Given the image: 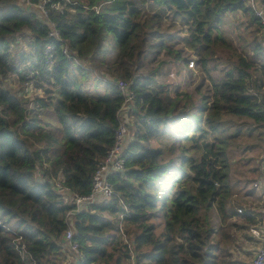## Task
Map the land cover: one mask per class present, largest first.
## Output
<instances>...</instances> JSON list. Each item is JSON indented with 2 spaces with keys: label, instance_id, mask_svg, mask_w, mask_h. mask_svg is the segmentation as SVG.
Here are the masks:
<instances>
[{
  "label": "trees",
  "instance_id": "obj_1",
  "mask_svg": "<svg viewBox=\"0 0 264 264\" xmlns=\"http://www.w3.org/2000/svg\"><path fill=\"white\" fill-rule=\"evenodd\" d=\"M72 1L78 4L51 15L61 41L37 13L16 0H0V264L66 260L62 239L72 206L56 181L73 193H91L115 141L123 101L112 81L105 93L83 88L80 80L91 70L81 61L90 57L115 80L131 83L137 112L126 170L111 178L115 195L73 217L79 264H228L224 252L217 253V224L253 218L233 205L251 187L234 175L245 168L241 139L257 133L264 141L260 21L241 0ZM237 13L255 25L248 32L253 55L238 54L229 67L212 65L215 49L228 46L220 29ZM165 29L173 31L166 38ZM19 40L29 48L22 55L14 51ZM64 42L79 66L66 58ZM106 44L116 52L112 63L97 60ZM48 45H54L52 62ZM185 47L199 57L195 64L203 73L193 92L171 94L154 84L156 70L141 73L150 56L165 50L176 65L194 61L183 55ZM11 76H20L21 85L33 77L44 96L22 98L7 86ZM262 154L256 168L247 169L254 178ZM22 245L27 256L18 249Z\"/></svg>",
  "mask_w": 264,
  "mask_h": 264
},
{
  "label": "rangeland",
  "instance_id": "obj_2",
  "mask_svg": "<svg viewBox=\"0 0 264 264\" xmlns=\"http://www.w3.org/2000/svg\"><path fill=\"white\" fill-rule=\"evenodd\" d=\"M170 22V18H167L165 23ZM166 28V27H165ZM255 25H251L250 18H246L240 13H237V15H230L226 19V23L223 25V27L220 29V33L224 36V39L226 40V45L228 46H219L215 49V61L212 63H217L219 66H225L229 67V65L237 59L238 54H242L243 56L250 59V57L253 55L254 46H253V36H250L248 34L249 31L254 30ZM165 31H168V33H165ZM168 29L164 30L165 38L167 37V34H169ZM215 34H218L216 32ZM17 48L15 47L14 51L15 54L21 55L25 52L29 51L27 41L19 40ZM259 45L264 48V46L261 45V32L259 34L258 38ZM107 51L98 56V61H104L106 63H112L115 60L116 52L112 51V47L110 44H106L104 47ZM166 52V50H165ZM165 52L161 53L157 57L150 56L148 63L146 64L145 69L141 71V73L146 76L148 74L149 70H156V74L154 75V84L157 86V88L166 87L168 91L171 94H174L176 91L185 92V91H191L193 92L194 89H196L202 82L203 73H201L198 69V65L195 64L194 68H189L188 64L190 62H197L199 59L196 54H194L193 51H191L188 48H184L183 55L190 56L194 61H190L188 63H180L176 65L174 63V58L171 55H167ZM91 58V57H90ZM89 59L82 60V64L86 66V68L90 71L89 74L85 77H80L81 84L84 89H87L91 93L100 92L105 93L107 90V84L111 82V80H115L111 76V74L106 73L103 69H99L97 66V63L90 62ZM89 64H93V66H90ZM160 68V69H159ZM159 69V70H158ZM32 78V80H31ZM30 80L25 83L22 82V85L20 84V76H11L7 80V86L11 88L14 92H16L19 96L20 93L22 94V98L27 96L30 98V100H33L34 98L38 96H44V91L42 89L36 88L34 78L31 77ZM111 79V80H110ZM210 84L208 81L204 83V87H208ZM31 95H30V94ZM28 100V99H26ZM29 101V100H28ZM135 108V113H136ZM134 113V114H135ZM134 117L132 119V123H134ZM132 133L134 135V130L132 127ZM162 141H165L164 137ZM246 141V143H244ZM242 146L245 148L244 152L240 154L239 161L244 163L245 168L243 169L240 165V169H236V172H234V175L237 174V176H240L242 178V182L245 184V187L248 188V186H251L250 188L254 187V184L256 182H259L261 186L263 185L264 181V175L262 173H259L255 175V178L252 176V174L248 175L249 172L247 169L252 170V168H256L257 162L260 159L261 152H264V147H262L261 138L258 136L257 133H252V135L247 134L245 138L241 139ZM263 156V154H262ZM262 162V159H261ZM260 162V163H261ZM254 170V169H253ZM240 171V172H239ZM236 173V174H235ZM256 179V182H253L251 184H246L245 182H248L250 180ZM249 188V189H250ZM247 189V190H249ZM257 191V190H256ZM244 191H241L237 197L234 198V208L236 210L249 208L250 206L253 207L254 205L249 204L250 202L254 203L255 199L252 200V198L248 197L247 195L244 196ZM252 196V195H250ZM70 197H68L69 199ZM239 199L241 202H237L236 200ZM250 201L246 206V201ZM242 204V205H241ZM215 214V213H214ZM213 214V216H214ZM236 219L233 218V222H237L240 224H243V218ZM232 222V223H233ZM228 223V224H232ZM219 224V223H218ZM238 240V239H237ZM242 241V240H241ZM236 247L240 245V242L235 243ZM67 255H69L68 252H66Z\"/></svg>",
  "mask_w": 264,
  "mask_h": 264
},
{
  "label": "built area",
  "instance_id": "obj_3",
  "mask_svg": "<svg viewBox=\"0 0 264 264\" xmlns=\"http://www.w3.org/2000/svg\"><path fill=\"white\" fill-rule=\"evenodd\" d=\"M16 1L19 5L24 7L25 10L37 13L39 18L48 24L50 28V36L55 37L57 40L61 41L62 38L60 32L57 29L56 23L51 19V15L52 13L63 14L68 6L78 4L77 2H74L72 0H63L60 2H53L52 0H39L38 2H33V0ZM241 1L254 12L255 16L260 21V24L262 26L261 45L264 46V1ZM100 8L101 6L96 7L95 9L98 12ZM62 50L69 61L74 62L78 66L81 64L80 60L76 57L67 42L63 43ZM53 52L54 45H48L45 49V55L48 62H52ZM188 66L190 69L194 68L195 63L190 62ZM111 81V83L117 84L118 89L123 97L122 105L117 113L119 126L116 130L115 141L110 148L108 155L100 162L99 167L94 174L91 193L89 195H80L73 193L70 188L66 187L60 180H57L55 184V189L57 190V192L62 195L65 202L72 206L71 211H69L68 213L69 229L62 239V243L69 252L78 255L79 258H81V246L77 241H74L75 231L73 229V217L76 214L87 210L88 207L94 204L106 203L115 195L111 178L116 174L125 172L126 150L132 141L131 127L133 124L132 119L136 108L135 105L137 101V94L132 88L131 83L126 81H117L114 79ZM261 163L264 166V152ZM260 186L261 184L259 182H256L254 184V188H259ZM68 197L70 198L68 199ZM238 212L242 213L243 210L238 209ZM249 233L259 242V247L251 264H264V213L259 224L250 227ZM18 249L23 256L28 255V251L26 250V247L24 245L18 247Z\"/></svg>",
  "mask_w": 264,
  "mask_h": 264
},
{
  "label": "crops",
  "instance_id": "obj_4",
  "mask_svg": "<svg viewBox=\"0 0 264 264\" xmlns=\"http://www.w3.org/2000/svg\"><path fill=\"white\" fill-rule=\"evenodd\" d=\"M260 173L264 175V166L262 165V163ZM251 189L252 188H250L248 192L244 193L243 197L247 195L248 197L252 198V200L255 199L254 203H252V200L246 201V206L250 201L252 202H250L249 204L254 206L251 208V211L248 208L244 209L243 213L248 214L253 218L251 217L252 219L250 220L241 218L243 220V224L233 221L232 222L236 225L226 223L220 227V224H217V229L219 231L215 239L216 245H219L217 253L221 254L224 252V254H222L221 256L224 255L225 260L226 262H228V264H251L259 247V242L250 235L249 230L250 227L259 224L264 213V182L263 185L259 188L253 187V189ZM240 202L241 201L239 200V203ZM235 218L237 219L238 217ZM238 242H240V245L237 248L235 243ZM67 252L69 253V255L66 254V260L63 264H78V255L72 254L68 250Z\"/></svg>",
  "mask_w": 264,
  "mask_h": 264
}]
</instances>
